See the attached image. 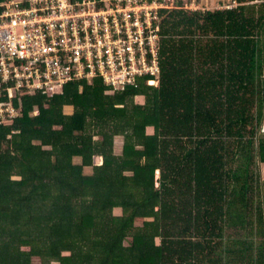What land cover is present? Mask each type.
Masks as SVG:
<instances>
[{
  "label": "trees",
  "instance_id": "obj_1",
  "mask_svg": "<svg viewBox=\"0 0 264 264\" xmlns=\"http://www.w3.org/2000/svg\"><path fill=\"white\" fill-rule=\"evenodd\" d=\"M236 3L162 12L157 84L12 100L0 264H264V0Z\"/></svg>",
  "mask_w": 264,
  "mask_h": 264
},
{
  "label": "built area",
  "instance_id": "obj_2",
  "mask_svg": "<svg viewBox=\"0 0 264 264\" xmlns=\"http://www.w3.org/2000/svg\"><path fill=\"white\" fill-rule=\"evenodd\" d=\"M181 1L11 0L2 5L0 115L20 114L13 93H62L77 79L102 78L110 93L145 76L158 83L161 14L189 9Z\"/></svg>",
  "mask_w": 264,
  "mask_h": 264
},
{
  "label": "rangeland",
  "instance_id": "obj_3",
  "mask_svg": "<svg viewBox=\"0 0 264 264\" xmlns=\"http://www.w3.org/2000/svg\"><path fill=\"white\" fill-rule=\"evenodd\" d=\"M229 2V0H182V4L184 6V8L188 7L189 9L192 8V5H195L197 8L200 7V9L203 10H222L224 9L223 6L225 3ZM224 3V4H223ZM157 84V82H156ZM61 92V91H60ZM59 92V93H60ZM13 99L17 97L16 93L12 94ZM11 107V106H9ZM17 112L19 113V111L17 110ZM39 114V109H36L33 113V116L38 115ZM263 131H264V127H263ZM121 140L118 139L117 141V152L121 153L122 152V144H121ZM157 177H159V172L156 175ZM236 231V229H234L233 231H231L232 233H234Z\"/></svg>",
  "mask_w": 264,
  "mask_h": 264
},
{
  "label": "crops",
  "instance_id": "obj_4",
  "mask_svg": "<svg viewBox=\"0 0 264 264\" xmlns=\"http://www.w3.org/2000/svg\"><path fill=\"white\" fill-rule=\"evenodd\" d=\"M233 3H235L234 5H233ZM224 4V3H223ZM224 5H226V6H223V8L225 9V7H227V6H229V7H232V8H235L236 6H237V3H236V0H229V2H227V3H225ZM224 9H222V10H224ZM231 9V8H230ZM229 10V9H228ZM261 177H262V179L264 180V164H262V166H261Z\"/></svg>",
  "mask_w": 264,
  "mask_h": 264
}]
</instances>
